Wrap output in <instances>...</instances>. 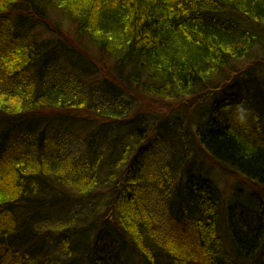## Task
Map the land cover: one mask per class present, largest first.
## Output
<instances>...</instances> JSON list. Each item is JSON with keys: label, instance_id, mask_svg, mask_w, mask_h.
I'll return each mask as SVG.
<instances>
[{"label": "trees", "instance_id": "16d2710c", "mask_svg": "<svg viewBox=\"0 0 264 264\" xmlns=\"http://www.w3.org/2000/svg\"><path fill=\"white\" fill-rule=\"evenodd\" d=\"M263 68L264 0H0V264H264Z\"/></svg>", "mask_w": 264, "mask_h": 264}, {"label": "rangeland", "instance_id": "374dc122", "mask_svg": "<svg viewBox=\"0 0 264 264\" xmlns=\"http://www.w3.org/2000/svg\"><path fill=\"white\" fill-rule=\"evenodd\" d=\"M62 27L64 29H67V31L70 32L71 34L73 33V31H69L68 30L69 27L67 26L66 23L65 24L62 23ZM139 99H141V98L139 97ZM188 101L191 102L192 100L189 99ZM159 102L160 101H155L154 103H151V104H144L145 101L143 100V102L139 101V104L143 103L145 106L148 105L149 108L154 109L155 112H158L157 115H160V114H162V113H164L166 111H170V109L171 110L175 109V108H177V106H179V104L172 103V102H169V101H168V103L166 101H165V103H159ZM146 103H148L147 100H146ZM205 105L206 106H204V107H206V109H208L209 105H207V104H205ZM78 141L79 140L76 139V141L71 144L72 145L71 146V150L73 151V155H75V156H80L79 154L82 152V149H83L82 144H80V142H78ZM155 141H157V138L155 139ZM154 143L156 145H158L159 141H158V143L157 142H154ZM160 148L162 149L163 154H168L167 149L162 144H160ZM64 155L67 156V155H70V154H68V152L65 150V154ZM196 161H197V163L199 165L201 164L203 166V168H202V171L204 172L203 176L205 178H208L211 181H214L217 184V186L220 188L221 192L224 193L226 201L233 200L235 194H237V190L240 189V188L243 189V190L250 191L251 188L246 183V180H243L240 176H238V175H236L234 173H233V175H231L230 173H227L224 170H220L217 167L218 164L216 162H214L212 159H210L208 156H207V160H206L204 158V156L199 155L198 152H197Z\"/></svg>", "mask_w": 264, "mask_h": 264}]
</instances>
